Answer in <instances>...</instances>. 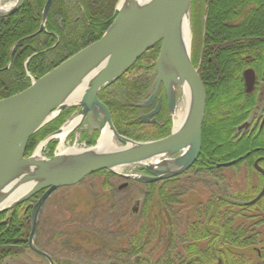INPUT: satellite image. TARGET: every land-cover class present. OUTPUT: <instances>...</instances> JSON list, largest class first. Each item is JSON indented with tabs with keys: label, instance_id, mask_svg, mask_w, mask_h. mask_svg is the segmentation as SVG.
<instances>
[{
	"label": "trees",
	"instance_id": "1",
	"mask_svg": "<svg viewBox=\"0 0 264 264\" xmlns=\"http://www.w3.org/2000/svg\"><path fill=\"white\" fill-rule=\"evenodd\" d=\"M118 1L79 0L73 8L74 0H55L45 31L35 37L47 0H26L16 14L0 19V101L27 90L31 86L28 74L40 79L100 41L117 17ZM262 4V0H210L205 12V0H193L194 17L201 11L203 18L199 74L207 95L203 144L197 162L182 177L143 185L149 191L141 209L145 220L137 231L121 229V236L110 242V233L84 232L77 225L69 230L59 229L54 240L62 238L63 251L86 256L85 264H264V197L254 205H247L259 195L263 183L254 162L260 160L259 167L264 170V23L250 20L263 15L260 12L264 9H257ZM248 5L254 8L247 10ZM80 6L86 15L76 22L73 13H81ZM159 49L160 45L152 48L118 82L99 94L100 101L112 114L117 132L138 142L151 140L150 133L140 129L138 117L143 110L139 105L152 92ZM199 56L193 55L196 68ZM246 68H253L257 75V88L252 95L244 89ZM72 113L73 110L65 111L36 133L29 140L25 157L32 156L37 146L57 132ZM258 114L261 118L257 123ZM250 121L256 123L254 131L237 136L238 128ZM97 136L84 139L93 146ZM55 146L51 143L49 149ZM231 162L236 164L230 168L246 167L248 178L251 172L256 173L258 185L252 186L247 181V188L232 197L215 195L217 190L222 193L221 186L226 183V178L221 176L226 169L216 166ZM197 172L201 173L200 177ZM97 175L115 177L108 171L93 176ZM188 177L196 184L199 180L214 183L215 194L205 205L193 209L194 214L200 208L210 212L201 224L188 215L189 221L181 232L175 226L170 234L160 231L156 212L161 207L171 213L179 208L184 195L181 185L185 186L182 179ZM42 194L16 207L12 215H0V262L17 258L28 249L31 218L26 207L35 204ZM77 197L82 196L77 194ZM91 205L87 204L86 208L90 209ZM66 264L78 263L68 260Z\"/></svg>",
	"mask_w": 264,
	"mask_h": 264
},
{
	"label": "water",
	"instance_id": "2",
	"mask_svg": "<svg viewBox=\"0 0 264 264\" xmlns=\"http://www.w3.org/2000/svg\"><path fill=\"white\" fill-rule=\"evenodd\" d=\"M54 1H47L41 28L35 35L45 30ZM25 2L26 0H0V19L16 14ZM191 6L192 0H149L142 3L137 0H119L117 17L100 41L38 80L28 74L32 83L27 90L0 101V215L11 212L43 192L31 212L29 248L50 264H54L50 256L36 247L35 235L39 215L56 191L75 187L100 171H109L139 184L158 183L181 176L198 160L202 150L207 96L199 72L192 64L191 30L188 49L182 38L183 21L189 20L191 28ZM158 44L161 47L156 63L157 78L153 96L144 106L155 100L161 86L173 118L178 93L183 90L184 85L190 90V101L183 122L180 127L173 129L170 136L156 141L137 142L119 135L108 107L99 100L98 95L103 88L120 80L143 55ZM243 78L247 91L251 92L255 87V72L252 69L246 70ZM77 91L81 94L74 102L76 99L78 101L69 103V99ZM161 103L160 100L155 114ZM70 109L78 110L77 118L82 117L75 130L88 115L91 117L93 131L99 133L96 145L88 149H77V152L70 155L55 154L50 158L43 157L41 151L42 159L39 158L38 148L41 145L45 148L51 142L59 143L57 137L72 121L45 139L30 158H25L29 140L61 113ZM247 126L248 124L244 128ZM105 128L111 131L114 141L120 147L116 146L109 151L101 149L99 142ZM235 164L236 162H231L218 167L228 168ZM134 167H140L145 174L133 171L127 175L121 174L123 169ZM255 167L264 178V171L258 163ZM263 197L264 187L249 205L256 204ZM3 204L5 206L2 207ZM165 214L171 225L167 211Z\"/></svg>",
	"mask_w": 264,
	"mask_h": 264
},
{
	"label": "rangeland",
	"instance_id": "3",
	"mask_svg": "<svg viewBox=\"0 0 264 264\" xmlns=\"http://www.w3.org/2000/svg\"><path fill=\"white\" fill-rule=\"evenodd\" d=\"M202 27L203 18L201 11H199L195 14V17H193L192 28H190L192 37L191 54L195 57L196 55L199 56L201 52V40L203 38ZM35 36L37 35H34L33 37ZM186 105L187 102L185 101V98L183 95H180L178 105V112L180 113L178 114H185L187 109ZM257 118H261V115L258 114ZM250 129L251 127L249 130ZM249 130L239 127L237 136H246L247 133L251 132ZM79 132L80 131L78 130L75 132V135L68 138L66 142L68 148H74L73 146L77 140L80 142ZM82 143L85 142L82 141ZM115 144L117 147H120V144L116 141ZM80 145V148L84 146L82 144ZM58 146V144L55 146V154ZM47 154L48 152L45 151L42 153V156L47 158ZM129 173L130 169H123L121 172V174L124 175ZM221 176L226 178V183H224V186H221L222 193L217 190L215 195H224V197L226 195L232 197L234 193L247 188V181H250L252 186H257L259 182L256 173L251 172V178L247 177V169L244 166L239 169H226V171L221 172ZM126 184L127 186L125 188L120 189V187ZM213 184L214 183L212 182H201L196 184L193 179H189L187 184L185 183V186L184 184L181 185V193H184L181 200L182 203L179 208L176 207L175 210L172 211L175 223L171 222V225L168 224L167 218L164 214V210H167L166 208L161 207V210L156 212L160 231L162 230L163 232L170 234L174 231V228L172 227V225H174L176 228L178 227L181 232L185 229L187 221H189L186 218L188 215L189 217L192 216L195 221H199V217L196 213L194 214L195 210L193 209L198 205H205L212 193L214 195L216 190L213 188ZM183 186L185 188H183ZM78 187L66 188L54 193L46 202L44 209H42L39 222L37 223L35 245L39 250L52 256L57 264H66L68 260L74 261L78 264H85L88 260L85 259L86 256L76 254V251H71L69 254H67L66 251H63L62 247L64 246L61 245L62 238L58 237L57 240H54V233L56 231L59 233L61 229V231L69 230L77 225L78 228L82 227L84 232L85 230L97 231V233L102 235L110 233L109 239L110 242H112L115 238L121 236V229L127 232L137 231L145 220L142 216L141 209L145 202V194L149 190L148 188L143 187V185L134 183L133 180H125L119 176L112 178L107 175H97L88 178ZM263 187L264 179L260 192ZM210 188H213L211 189L212 192L210 191ZM77 194H80L82 197L78 199ZM87 204H92L90 209L86 208ZM96 204H98V208ZM134 209H137V214H133ZM169 214L170 216L172 215L171 212H169ZM202 219H204V216H202ZM97 257L98 255H96V258ZM0 264L47 263L43 258L33 253L30 249H27L17 258H7L3 263L0 262Z\"/></svg>",
	"mask_w": 264,
	"mask_h": 264
},
{
	"label": "flooded vegetation",
	"instance_id": "4",
	"mask_svg": "<svg viewBox=\"0 0 264 264\" xmlns=\"http://www.w3.org/2000/svg\"><path fill=\"white\" fill-rule=\"evenodd\" d=\"M75 1L76 0H74V7L73 8H76L75 6H78V4H79V0H77L76 3H75ZM262 1H263V4L258 6V8H257L258 10H261L262 8L264 9V0H262ZM193 8H194V6H193ZM193 8H192V10H193ZM253 8H254V6H252V5H248L247 6V10H251ZM80 9H81V13L73 11L74 12L73 14H74L76 22L77 21H81V19L83 17H85V15H86L84 9L81 6H80ZM261 14L264 15V11ZM250 20H257L258 22L264 23V17H258L256 19L250 18ZM204 22H205V18H204ZM202 35H204V33H202ZM160 47H161V45H160ZM159 51H160V49H159ZM156 62H157V59L155 61V71H156ZM200 64L201 63H199V65H197V69L198 70L200 68ZM249 69H252L255 72V70L253 68H246L244 70V72L246 70H249ZM256 85H257V75H256V82H255L254 90H256V88H257ZM152 96H153V87H152V92H151L150 96L144 102H142L139 105V107L143 110V112L140 113V115L138 117V120H139V122L141 124L140 129L143 130V131L149 132L151 140H154V139L158 140V139H162V138H165V137H168L169 135H171L173 129L176 126H175L174 118L172 117V115L169 112L168 102H167V99H166V96H165V92H164L163 86H161V88L158 90L157 97L155 98V100L151 104H149L148 106H144V104L148 103L151 100ZM177 99H178V103H179L180 93H178V98ZM160 100L162 102L161 103V107H160L159 111L155 114V112L157 111L158 106L160 104ZM178 103H177V107H178ZM77 115H78V111L73 110V113L71 114L70 119L76 117ZM259 119L260 118H257V123H258ZM255 124L252 121H250V122H248V126L245 127V129L249 130V128L251 127V129L249 131L252 132V131H254V127H255L254 125ZM263 124H262V127H263ZM93 128H94V126H93L92 119L88 115L86 117V119H85V123H84L83 127L79 130L80 131L79 132L80 139L84 140V141H87V140H89L88 137H94V135L96 133L93 132ZM162 130H164L163 131L164 133L162 132ZM157 137H159V138H157ZM84 138L87 139V140H85ZM255 163H256V161L254 162V167L256 165ZM136 171L142 172V171H140V169H136ZM196 174L199 177L201 176V173L197 172ZM182 176H184V175H182ZM182 180H184V182L187 183V181L189 180V177L186 178V179H182ZM201 182L202 181L199 180V183H201ZM183 188H185V187H183ZM214 194H215V192H214ZM28 210H29V208H27V211ZM209 212H210L209 210L201 209V208L196 211V215H198V217H199V221H198L199 224H201L202 221H203L202 216H205ZM134 214H137V212H135ZM28 249H29V247H28ZM41 258H43V257H41ZM50 258L52 259L54 264H57V262L54 260V258L52 256H50ZM43 260L47 264H50L47 259L43 258ZM3 261H5V259L2 260L1 263H3ZM220 262L221 261L219 260V263Z\"/></svg>",
	"mask_w": 264,
	"mask_h": 264
},
{
	"label": "bare ground",
	"instance_id": "5",
	"mask_svg": "<svg viewBox=\"0 0 264 264\" xmlns=\"http://www.w3.org/2000/svg\"><path fill=\"white\" fill-rule=\"evenodd\" d=\"M48 1V0H47ZM136 1V0H135ZM145 1H149V0H137V2L138 3H142V2H145ZM119 2V1H118ZM54 3V2H53ZM53 5V4H52ZM46 6V5H45ZM209 6H210V0H205V8H204V10H205V12L208 10V8H209ZM52 7V6H51ZM45 8V7H44ZM120 8H122V6L120 7ZM51 9V8H50ZM44 12V11H43ZM49 12H50V10H49ZM261 14V13H260ZM49 15V14H48ZM193 17H194V14H192L191 13V28H192V19H193ZM261 17H264V15H262ZM258 18V17H257ZM246 21L247 22H249V20L248 19H246ZM42 22H43V14H42ZM252 23H254V22H252ZM42 25V24H41ZM41 28V27H40ZM45 28H46V26H45ZM181 30H182V38H183V43H184V45L187 47V49L189 48V43H190V24H189V20H185V21H183V24H182V27H181ZM45 31V30H44ZM247 31H250V30H248L247 29ZM32 37V36H31ZM30 37V38H31ZM29 61H30V59L29 60H27L26 62H25V66H27L28 64H29ZM139 61V60H138ZM199 63H201L202 62V57L200 56V58H199ZM134 67V66H133ZM132 67V68H133ZM131 68V69H132ZM244 79V78H243ZM243 84H244V89H245V92H246V94H248V95H252V94H254V92L256 91V90H254V88H253V90L251 91V92H248L247 91V88H246V85H245V80L243 81ZM180 95L182 94L183 95V97L185 98V101L187 102V105H189V101H190V90H189V88H188V86L187 85H184L183 86V90L181 91L180 90ZM81 94V92L80 91H77V92H75L74 94H73V96L69 99V103H71V101H72V103L74 102V100H75V98L78 96V95H80ZM74 97V98H73ZM73 98V99H72ZM5 100V99H4ZM2 101V100H1ZM78 101V99H76V101L74 102V103H76ZM186 105V106H187ZM189 107V106H188ZM70 110H76V109H70ZM70 110H68V111H70ZM76 111H78V110H76ZM205 116H206V114H205ZM186 117V116H185ZM58 118V117H57ZM57 118H55L54 120H56ZM81 119H82V117H79V118H77V119H75L68 127H66L64 130H63V132L57 137L58 138V140H59V146H58V150H57V155H70V154H73V153H75V152H77L78 150H77V148H63L64 147V142H65V140H66V136L69 134V136L71 135V134H73V133H75L76 132V130H75V127L80 123V121H81ZM183 119H184V114L183 115H177V118H176V120H175V125H176V127H180V125H181V123L183 122ZM53 120V121H54ZM53 121H51L50 123H52ZM49 123V124H50ZM246 124H248V123H244V124H242L241 126H240V128H244V126L246 125ZM48 125V124H47ZM203 127H204V124H203ZM94 129V128H93ZM72 132V133H71ZM44 141H42L41 143H43ZM40 143V144H41ZM51 143H53V142H51ZM51 143H49L45 148H44V145L42 146H38L39 148H38V152H37V155H39V158H41L42 156H40V153H41V151L42 152H45V151H47L48 153H51V152H53L55 149H53V150H51V149H49V145L51 144ZM202 144H203V130H202ZM99 146L101 147V149L103 150V151H109V150H112L113 148H116V144H115V141H114V138H113V134L111 133V131L108 129V128H105L104 130H103V132H102V138H101V140H100V142H99ZM56 148V147H55ZM42 159V158H41ZM259 162H260V160H257L256 161V163H258L259 164ZM220 165V164H219ZM218 169H220L219 167H218V165L216 166ZM145 185H151V184H145ZM60 190H62V189H60ZM60 190H58V191H56L55 193H57V192H59ZM260 194V193H259ZM35 196H37V195H35ZM34 196V197H35ZM33 197V198H34ZM41 198V197H40ZM39 198V199H40ZM257 198V197H256ZM10 199V198H9ZM9 199H7V201L9 200ZM32 199V198H31ZM31 199H29L27 202H29ZM38 199V200H39ZM38 200H37V202H38ZM7 201H5V202H7ZM27 202H25L24 204H26ZM36 202V203H37ZM8 204V203H7ZM23 205V204H22ZM3 206H5L4 204L2 205V207ZM33 207H34V205H29V206H27L26 207V211H27V208H29V210L27 211V212H29L30 213V218H31V212H32V209H33ZM43 209H44V207H43ZM14 210V209H13ZM12 210V211H13ZM135 210V209H134ZM133 210V214L135 213V212H137V209H136V211H134ZM11 211V212H12ZM10 212V213H11ZM165 214V213H164ZM169 214V213H168ZM165 216H166V214H165ZM169 217H170V221L172 222V223H175V219H174V215H173V213H172V215L170 216V214H169ZM39 218H40V215H39ZM166 218H167V216H166ZM30 221H31V219H30ZM167 221H168V219H167ZM171 223V224H172ZM177 226V225H176ZM172 227H174V225H172ZM30 236V235H29Z\"/></svg>",
	"mask_w": 264,
	"mask_h": 264
}]
</instances>
